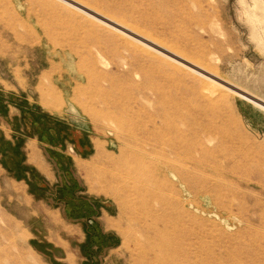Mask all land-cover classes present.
Returning <instances> with one entry per match:
<instances>
[{
  "label": "rangeland",
  "instance_id": "rangeland-1",
  "mask_svg": "<svg viewBox=\"0 0 264 264\" xmlns=\"http://www.w3.org/2000/svg\"><path fill=\"white\" fill-rule=\"evenodd\" d=\"M69 105L97 150L75 166L48 149L64 196L31 191L94 237L98 264H158L171 225L183 252L167 264H264V0H0V123ZM67 189L89 217L109 203L113 240L63 210Z\"/></svg>",
  "mask_w": 264,
  "mask_h": 264
},
{
  "label": "crops",
  "instance_id": "crops-1",
  "mask_svg": "<svg viewBox=\"0 0 264 264\" xmlns=\"http://www.w3.org/2000/svg\"><path fill=\"white\" fill-rule=\"evenodd\" d=\"M33 111L44 113L46 119L33 125L25 119L23 124L16 125L8 122L16 114L12 109L8 111L4 122L0 123V197L3 200L1 202L8 204V210L2 208L0 264H49L47 258L52 251L58 253V256L53 257L55 261L61 264H77L76 261H70L76 258L71 245L73 241L85 243L81 247L84 248L88 258L85 261L88 264H98L94 251L88 249L86 244L94 237L80 234V224L66 222L61 216L60 208L55 207L60 200L58 193L64 196L65 188L58 187L60 183L47 152L48 149L62 150L67 156L65 158L69 156L76 166L81 161L79 157L97 150V140L82 121L77 124L71 120L67 109L63 110L66 119L58 117L53 109L33 108ZM37 179H44L50 187L54 186L55 206L47 200L38 199L36 193L31 191L34 190ZM67 194L61 198L64 203L63 210L69 216L70 211L75 212L70 217L77 222L86 221L89 229L99 236L95 237L97 243L98 238H115L114 217L107 211L110 210L108 202H99L98 218L95 219L89 217L88 211H85V199L75 197L68 189ZM97 219L103 222V229ZM45 243L51 245L52 249L42 250V244Z\"/></svg>",
  "mask_w": 264,
  "mask_h": 264
},
{
  "label": "bare ground",
  "instance_id": "bare-ground-1",
  "mask_svg": "<svg viewBox=\"0 0 264 264\" xmlns=\"http://www.w3.org/2000/svg\"><path fill=\"white\" fill-rule=\"evenodd\" d=\"M103 99V98H102ZM133 117V115H132ZM119 120V119H118ZM131 122V121H130ZM150 122V121H149ZM153 122V121H152ZM138 124V123H137ZM122 126V124H121ZM147 128V127H146ZM161 129V128H160ZM145 130V129H144ZM148 130V129H147ZM146 130V131H147ZM150 132V131H148ZM151 134V133H150ZM149 134V135H150ZM162 146V145H161ZM167 147V145H166ZM122 157H127V155H122ZM143 157V156H142ZM137 161V160H136ZM138 162V161H137ZM193 170V169H192ZM147 196V195H146ZM150 196V195H149ZM143 197V196H142ZM144 201V200H143ZM163 206V205H162ZM151 209V208H150ZM167 209V208H166ZM167 210H165L164 212L166 213ZM159 212V210H158ZM172 212H174L172 210ZM164 213V214H165ZM174 214V213H173ZM180 214V213H179ZM181 215V214H180ZM179 215V216H180ZM161 217V216H160ZM174 217V216H173ZM164 218V217H163ZM168 218V217H167ZM171 218V217H170ZM166 219V218H165ZM179 219V218H178ZM157 220V219H156ZM169 220V219H168ZM165 221V220H164ZM190 221V220H189ZM182 222V221H181ZM172 223V222H171ZM176 223V222H175ZM161 224V222H160ZM164 224V223H163ZM179 224V223H178ZM177 224V225H178ZM175 225V224H174ZM180 226V225H179ZM178 226V227H179ZM178 227H172L171 225V229L167 231V229L165 227L163 232H161L160 234H158V236L160 237L159 239V243H158V246L157 249H158V253L160 254L157 255V258L155 259L156 262L158 264H163L164 262L169 263L168 261L170 260H173L175 258H178V257H181L180 254L183 252V247L181 248V237H183L182 235L179 234V230H178ZM181 228V227H179ZM162 240V241H161ZM156 244V243H155ZM152 248V247H151ZM185 248V247H184ZM164 254L165 256L167 257L166 260H164V262L162 261V257H164ZM154 258V257H153ZM164 259V258H163ZM180 261V260H179ZM176 262V261H175ZM178 262V261H177ZM176 262V263H177ZM174 263V262H173ZM165 264V263H164Z\"/></svg>",
  "mask_w": 264,
  "mask_h": 264
},
{
  "label": "water",
  "instance_id": "water-1",
  "mask_svg": "<svg viewBox=\"0 0 264 264\" xmlns=\"http://www.w3.org/2000/svg\"><path fill=\"white\" fill-rule=\"evenodd\" d=\"M68 115L71 117V120L77 124H80L79 116L75 113L74 108L69 105V109L67 110Z\"/></svg>",
  "mask_w": 264,
  "mask_h": 264
},
{
  "label": "trees",
  "instance_id": "trees-1",
  "mask_svg": "<svg viewBox=\"0 0 264 264\" xmlns=\"http://www.w3.org/2000/svg\"><path fill=\"white\" fill-rule=\"evenodd\" d=\"M71 190H73V187L71 188Z\"/></svg>",
  "mask_w": 264,
  "mask_h": 264
}]
</instances>
